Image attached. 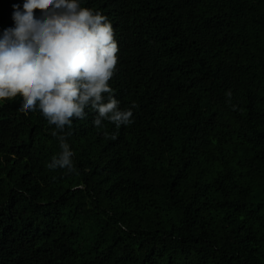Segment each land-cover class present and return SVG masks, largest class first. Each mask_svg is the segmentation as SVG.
Segmentation results:
<instances>
[{
	"label": "trees",
	"instance_id": "1",
	"mask_svg": "<svg viewBox=\"0 0 264 264\" xmlns=\"http://www.w3.org/2000/svg\"><path fill=\"white\" fill-rule=\"evenodd\" d=\"M79 2L112 24L133 123L86 108L74 170L50 169L55 125L0 101V264H264V0Z\"/></svg>",
	"mask_w": 264,
	"mask_h": 264
},
{
	"label": "clouds",
	"instance_id": "2",
	"mask_svg": "<svg viewBox=\"0 0 264 264\" xmlns=\"http://www.w3.org/2000/svg\"><path fill=\"white\" fill-rule=\"evenodd\" d=\"M12 20L0 34V101L20 96L22 111L38 107L61 148L48 167L71 172L74 153L63 133L72 118L83 119L90 107L96 127L133 123V111L120 108L108 83L118 62L114 29L79 0H24L13 5Z\"/></svg>",
	"mask_w": 264,
	"mask_h": 264
}]
</instances>
